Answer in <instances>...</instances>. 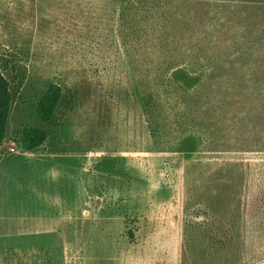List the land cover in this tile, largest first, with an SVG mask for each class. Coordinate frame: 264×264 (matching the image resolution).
I'll use <instances>...</instances> for the list:
<instances>
[{"label": "rangeland", "instance_id": "rangeland-1", "mask_svg": "<svg viewBox=\"0 0 264 264\" xmlns=\"http://www.w3.org/2000/svg\"><path fill=\"white\" fill-rule=\"evenodd\" d=\"M252 5L0 0V264H264ZM27 125L48 132L34 150Z\"/></svg>", "mask_w": 264, "mask_h": 264}, {"label": "trees", "instance_id": "trees-1", "mask_svg": "<svg viewBox=\"0 0 264 264\" xmlns=\"http://www.w3.org/2000/svg\"><path fill=\"white\" fill-rule=\"evenodd\" d=\"M244 2L252 3L256 9H259V12L256 15L255 21H246V25H253L257 23V26H251L256 31V41L259 42V45L256 47L257 52H261L264 58V0H244ZM255 47L249 46L248 49L250 54H253V49ZM261 49V50H260ZM256 66L257 63H252ZM264 64V63H262ZM236 69H240L239 67H235ZM242 70V66H241ZM242 73V71H241ZM251 74V73H250ZM249 73H245V76H238L240 78V83H244L250 88L255 90V94L253 99L258 101L259 110H255V114L248 116L245 119L246 123L254 122V118L256 122L264 123V72L263 74H258L253 77L250 76ZM61 86L57 83L50 84L42 96L40 97L37 106L36 113L38 117L45 123L49 122L58 106L59 100L61 98ZM11 91L9 89V82L4 74L0 70V145L3 142L6 130V124L10 112L11 105ZM240 120V119H239ZM242 127H244V123L242 122ZM251 127L254 129L255 125L252 124ZM21 136L23 141L26 144L27 150H34L40 147L48 137V132L46 129L41 127L34 126H24L21 130ZM230 197L233 196L230 192L226 193ZM131 234V233H130Z\"/></svg>", "mask_w": 264, "mask_h": 264}]
</instances>
